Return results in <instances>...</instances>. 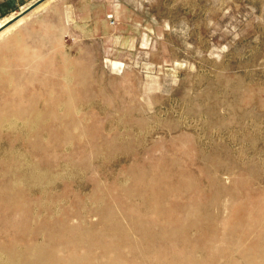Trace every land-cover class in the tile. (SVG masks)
Masks as SVG:
<instances>
[{
	"label": "bare ground",
	"instance_id": "6f19581e",
	"mask_svg": "<svg viewBox=\"0 0 264 264\" xmlns=\"http://www.w3.org/2000/svg\"><path fill=\"white\" fill-rule=\"evenodd\" d=\"M4 43L23 45L17 36ZM50 76L43 97L18 96L20 81L0 83L17 94L0 98V145L9 143L0 149V264H264V196L246 167L227 185L221 161L200 151L211 200L179 201L197 188L178 153L189 133L139 158L129 149L146 128L143 112L80 111L88 71L77 60ZM121 157L131 159L124 175L103 179L99 168ZM79 174L92 181L89 193L79 192L86 180L74 186Z\"/></svg>",
	"mask_w": 264,
	"mask_h": 264
},
{
	"label": "rangeland",
	"instance_id": "374dc122",
	"mask_svg": "<svg viewBox=\"0 0 264 264\" xmlns=\"http://www.w3.org/2000/svg\"><path fill=\"white\" fill-rule=\"evenodd\" d=\"M76 1L59 0L42 18L15 27L12 38L37 49L50 46L51 52L14 46V68H0V74L14 76L0 80L23 82L18 96L43 97L54 80L50 70L77 60L88 71L80 111L101 117L123 107L143 112L146 128L135 130L129 153L150 158L147 148L158 153L176 145L170 137L191 135L190 147L178 153L197 188L179 201L211 200L208 174L198 160L202 150L221 161L218 172L227 185L246 167L264 196V0ZM4 97L17 94L0 85ZM8 145L6 139L0 149ZM123 159L100 167L102 178L122 177L131 163ZM87 177L79 174L74 182H88L79 188L82 194L92 189Z\"/></svg>",
	"mask_w": 264,
	"mask_h": 264
},
{
	"label": "crops",
	"instance_id": "0c3cea01",
	"mask_svg": "<svg viewBox=\"0 0 264 264\" xmlns=\"http://www.w3.org/2000/svg\"><path fill=\"white\" fill-rule=\"evenodd\" d=\"M59 0H0V31L5 29L6 26L12 24L18 18L23 17L24 20L21 23H18L17 27L23 28L33 19H40L46 11H48L53 4L57 3ZM76 4H79V0L76 1ZM16 27V28H17ZM16 28H12L10 32L5 34L4 38L0 37V53L4 54L0 57V68L1 69H10L14 68L13 62L14 58L12 53L15 50L14 46H11L5 42V39L12 38L13 31ZM20 49L25 52H40L43 54L50 53V46H40L39 49L34 45H29L28 42L20 46ZM37 49V50H36ZM45 67V65L43 66ZM4 78H12L10 73L4 72L0 74ZM18 80H0V83H18Z\"/></svg>",
	"mask_w": 264,
	"mask_h": 264
},
{
	"label": "built area",
	"instance_id": "2783aa9c",
	"mask_svg": "<svg viewBox=\"0 0 264 264\" xmlns=\"http://www.w3.org/2000/svg\"><path fill=\"white\" fill-rule=\"evenodd\" d=\"M109 18H111V20H113L112 18H113V16L111 15V16H109Z\"/></svg>",
	"mask_w": 264,
	"mask_h": 264
}]
</instances>
